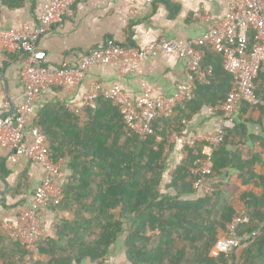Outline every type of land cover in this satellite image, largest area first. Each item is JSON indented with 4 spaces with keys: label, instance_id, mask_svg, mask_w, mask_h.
Returning <instances> with one entry per match:
<instances>
[{
    "label": "trees",
    "instance_id": "trees-1",
    "mask_svg": "<svg viewBox=\"0 0 264 264\" xmlns=\"http://www.w3.org/2000/svg\"><path fill=\"white\" fill-rule=\"evenodd\" d=\"M205 50L202 67L212 70L211 83L197 84L193 101L181 103L173 116L154 121L153 134L145 138L128 127L113 101L103 98L80 116L59 100L47 102L40 113L35 111L34 132L46 137L52 161L63 160L69 173L62 200L50 207L72 217L57 223L58 240L40 242L41 238L37 243L39 253L49 259L46 264L85 260L105 264L111 249L121 241L129 264H264L262 202L249 204V221L237 229L240 239L258 233L242 242L241 254L211 255L237 214L223 199L222 190L198 194L193 189L191 169L202 158L203 144L197 145L199 155L189 150L186 160L167 172L172 131H182V121L203 107L224 103L233 88L234 78L225 71L220 54L210 47ZM254 83L257 96L264 99V77L260 75ZM233 133H239L237 125ZM227 136L214 150L213 173H217ZM0 166L5 168V161ZM18 189L27 192L26 181H20L13 191L18 193ZM4 242L0 241V251ZM12 246L16 247L13 258L2 264H22L31 252L18 241Z\"/></svg>",
    "mask_w": 264,
    "mask_h": 264
},
{
    "label": "crops",
    "instance_id": "crops-1",
    "mask_svg": "<svg viewBox=\"0 0 264 264\" xmlns=\"http://www.w3.org/2000/svg\"><path fill=\"white\" fill-rule=\"evenodd\" d=\"M230 1L154 0L148 6L143 0H76L72 14L53 23L39 42V48L45 54L44 66L55 71L63 62L75 64L83 56L102 49L109 43L138 47L161 38L181 41L196 39L204 34L206 25L201 20L194 19V14L208 12L213 18H221L227 13ZM43 3L44 0H0V29L16 28L25 23L35 27ZM167 4L171 6L168 7ZM23 59L20 54L0 51V117L15 115L13 106L23 93ZM186 61L177 55L161 54L154 60L143 62L138 71L131 75H122L115 65L95 67L83 82L71 90L53 86L44 91L33 110L34 113H40L47 102L56 100L64 104L76 103L96 82L106 87L120 85L133 101L142 96L144 84L151 88L153 96L160 94L170 97L185 80ZM217 106H205L198 114H192L190 120H183L181 132L189 137H205L216 133L222 126ZM236 123L239 133L229 132L228 141L218 156L220 164L217 173L212 172L207 184L214 191L217 188L222 190L223 199L233 207L236 214L248 217L247 213L252 210L249 204L262 202L264 212V109L242 102ZM28 128L34 131L32 125ZM169 143L172 147L167 156V172L186 160L184 148L173 143L172 139ZM3 161L5 168L0 166V241L5 242L1 246L0 264L13 258L15 246L12 244L16 239L11 236L10 230L19 224V209L29 206L33 192L43 176V171L36 169L26 159L14 165L9 163L5 152L0 148V165ZM7 170L12 174L6 175ZM64 172L63 177H67L69 173L66 170ZM22 180L26 181L29 190L24 192L18 189L20 192L15 193L14 188ZM64 183L63 179L58 180L56 189L63 187ZM71 217L65 211L45 207L42 218L43 237L39 241L58 240L57 223ZM121 243L122 241L111 249L105 264H121V261L115 259L123 253ZM10 251L11 255H8ZM241 252V249L236 250V256ZM28 256L33 262H49L48 257L40 254L38 249ZM122 261L126 260L123 258ZM80 264L93 263L85 260Z\"/></svg>",
    "mask_w": 264,
    "mask_h": 264
},
{
    "label": "built area",
    "instance_id": "built-area-1",
    "mask_svg": "<svg viewBox=\"0 0 264 264\" xmlns=\"http://www.w3.org/2000/svg\"><path fill=\"white\" fill-rule=\"evenodd\" d=\"M143 1L148 6L154 2ZM75 3L76 0H44L35 27L25 23L16 28L0 29V51L24 57L21 68L23 93L15 102V115L0 117V148L9 163L14 165L26 159L36 169L43 171L29 206L19 209V224L10 230L11 236L31 252L37 249V243L43 237V209L60 203L63 190L62 187L56 189L57 181L66 178L63 177L64 161H52L46 137L28 128L34 121V105L47 89L58 86L71 90L83 82L95 67L115 65L122 75H131L138 71L143 62L154 60L161 54L186 59L185 80L179 84L173 96H153L151 88L144 84L142 96L133 101L120 85L106 87L96 82L78 102L65 103L69 112L80 116L84 110L95 108L98 99L111 100L119 107L128 127L145 138L153 134L154 121L171 116L179 104L195 98L197 84L211 83L212 70L202 67L205 49L210 47L220 54L225 71L234 78L233 88L226 100L216 107L221 112L222 126L216 133L205 137H189L181 131L171 136L173 143L194 150L196 155H199L197 145L205 143L202 158L197 161L198 166L191 169L195 177L193 189L198 194L214 191L207 184L208 177L212 175L213 153L222 144L227 131L235 127L240 104L246 102L264 109V99L257 96L254 83L260 75L264 77V0H231L227 13L221 18H213L208 12H196L194 19L206 25L204 34L196 39L181 41L161 38L138 47L109 43L83 56L75 64L63 62L54 71L44 66L45 54L40 50L39 42L53 23L72 14ZM248 221L246 215H235L226 227V235L220 237L211 254L228 255L241 249L243 241L246 243L256 237L258 233L244 235L241 239L238 237V227ZM22 264L34 262L28 256Z\"/></svg>",
    "mask_w": 264,
    "mask_h": 264
},
{
    "label": "clouds",
    "instance_id": "clouds-1",
    "mask_svg": "<svg viewBox=\"0 0 264 264\" xmlns=\"http://www.w3.org/2000/svg\"><path fill=\"white\" fill-rule=\"evenodd\" d=\"M192 101H193V100H192ZM179 105H180V104H179ZM179 105H178V106H179ZM178 106H177V107H178ZM177 107H176V109H177ZM176 109H175V111H176ZM175 111H174V113H175ZM219 112H220V111H219ZM174 113H173V114H174ZM173 114H172V115H173ZM220 114H221V112H220ZM172 115H171V116H172ZM236 116H237V115H236ZM169 117H170V116H169ZM164 118H166V117H164ZM221 119H222V117H221ZM236 125H237V123H236V118H235V127H234L233 129L228 130V131H227V134H228V132L233 131V130L236 128ZM173 133H177V132H173ZM173 133H172V134H173ZM227 134H226V136H227ZM171 136H172V135H171ZM226 136H225V137H226ZM225 137H224V139H225ZM170 139H171V138H170ZM223 141H224V140H223ZM222 143H223V142H222ZM200 144H203V145H204L205 143H200ZM184 149H186V148H184ZM189 150H191V149H187V151H189ZM215 150H216V149H215ZM213 160H214V159H213ZM62 161H63V160H62ZM65 168H66V164H65V162H64V171H65ZM212 168H213V164H212ZM212 172H213V171H212ZM66 181H67V178H65L64 182H66ZM62 190H63V187H62ZM211 255H212V254H211ZM212 256H213V255H212Z\"/></svg>",
    "mask_w": 264,
    "mask_h": 264
},
{
    "label": "rangeland",
    "instance_id": "rangeland-1",
    "mask_svg": "<svg viewBox=\"0 0 264 264\" xmlns=\"http://www.w3.org/2000/svg\"><path fill=\"white\" fill-rule=\"evenodd\" d=\"M161 187H162V189H163V191H164V189H165V183H163ZM123 258H124V260H126L124 254L122 253V254H119L115 259H118V260H116V261H121V264H122V262H123L124 264H129V263L127 262V260H126V261H122ZM115 259H114V260H115ZM111 261H112V260H111ZM114 264H117V263L114 262Z\"/></svg>",
    "mask_w": 264,
    "mask_h": 264
},
{
    "label": "water",
    "instance_id": "water-1",
    "mask_svg": "<svg viewBox=\"0 0 264 264\" xmlns=\"http://www.w3.org/2000/svg\"><path fill=\"white\" fill-rule=\"evenodd\" d=\"M42 107V106H41ZM40 107V108H41ZM13 110H14V114L16 113V109H15V107L13 106ZM7 188H8V186H6Z\"/></svg>",
    "mask_w": 264,
    "mask_h": 264
}]
</instances>
